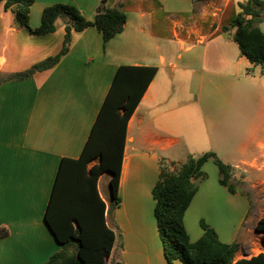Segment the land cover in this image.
<instances>
[{"label":"crops","instance_id":"obj_1","mask_svg":"<svg viewBox=\"0 0 264 264\" xmlns=\"http://www.w3.org/2000/svg\"><path fill=\"white\" fill-rule=\"evenodd\" d=\"M244 1L35 0L32 28L40 25L44 8L55 3L77 6L90 21L103 2L121 5L127 21L107 42L95 26L73 30L60 61L24 80L8 76L55 55L66 25L58 18L54 32L31 34L0 2V227L8 230L0 238V264H43L61 249L46 222L60 164L82 153L122 65L158 70L127 123L120 201L108 219L117 234L111 258L125 264H183L166 260L154 214L160 159L182 163L188 155L213 151L240 176L264 175V72L233 52L236 28L222 29ZM262 16L264 31V11ZM168 23L174 28L171 36ZM230 54L237 59L231 61ZM202 169L206 176L184 215L190 241L202 236L205 222L222 242L242 244L261 218L246 223L248 194L222 185L213 160ZM105 175L97 188L108 206L110 187L100 186ZM61 196L53 216L61 211Z\"/></svg>","mask_w":264,"mask_h":264},{"label":"trees","instance_id":"obj_2","mask_svg":"<svg viewBox=\"0 0 264 264\" xmlns=\"http://www.w3.org/2000/svg\"><path fill=\"white\" fill-rule=\"evenodd\" d=\"M35 0H0L6 10L15 13L17 23L29 33L43 35L54 32L55 21L62 18L66 25L61 49L52 56L32 65L30 68L10 74V80H24L38 71L55 66L68 52L72 31H82L95 26L104 42L121 33L127 16L121 5L105 7L104 2L94 16L88 20L75 5L55 3L44 8L40 25L29 24L30 9ZM240 11L231 26H223L227 32L235 27L234 40L242 55L253 64L261 65L264 72V1L246 0L238 3ZM157 67L120 66L92 128L90 136L77 159L63 158L60 164L52 197L46 213V222L61 249L43 264H107L116 245L117 234L108 219L120 199L118 183L126 139L127 123L138 106L150 82L157 73ZM95 163L90 165V163ZM213 160L220 172V183L235 193L231 182L236 169L222 161L215 152L207 151L199 156L188 155L182 163L161 158L156 185L153 188L154 214L162 241L164 255L168 262L181 260L183 264H264V252L245 258H236L240 251L237 242H222L213 227L201 223L202 236L191 242L184 224V215L197 189L205 178L203 165ZM110 173V203L107 206L98 192V179ZM62 194L61 211L53 216V206ZM56 216V217H55ZM264 244V217L255 225ZM8 230L0 227V238ZM109 264H125L113 258Z\"/></svg>","mask_w":264,"mask_h":264},{"label":"rangeland","instance_id":"obj_3","mask_svg":"<svg viewBox=\"0 0 264 264\" xmlns=\"http://www.w3.org/2000/svg\"><path fill=\"white\" fill-rule=\"evenodd\" d=\"M246 1V0H245ZM61 21H63L62 18H59ZM15 20V18H13ZM175 20V19H173ZM169 22V21H168ZM229 26H231L233 21H226ZM230 22V23H229ZM173 24L168 23L167 25V34L171 36L173 34ZM230 35V33H228ZM231 45L234 47L233 52L238 51L239 52V46L236 42H231ZM201 51V48H198L197 51ZM196 51V50H194ZM238 54L236 55H229V59L231 61H234L237 59ZM185 57V54H184ZM214 80L213 82H215ZM210 91H217L214 89V87H211ZM247 99L248 103H251L253 110L256 109V103L250 101L249 96H245ZM242 110V104L239 106ZM222 110V109H221ZM253 111H250V113ZM256 113V111H254ZM110 173H107L100 181V186L101 188L106 191L109 189V178H110ZM247 175L242 173V176H240V173H236V176L234 179L231 180L232 184L234 187L237 188H242V191L246 192L250 198L251 201V206H250V211L248 212V217L246 220V223L251 225L256 222L257 218H263L264 217V175L262 176H254L250 175L248 178L246 177ZM241 247V252L238 254L239 256L241 255L240 258H245L248 256L256 255L260 252H262L263 244L260 239V234H258L255 230L254 227L250 231H248L247 237H242V244H239ZM237 255V256H238ZM111 258V257H110ZM110 258L107 259V264L110 262Z\"/></svg>","mask_w":264,"mask_h":264}]
</instances>
